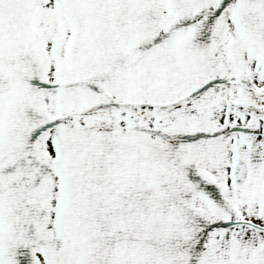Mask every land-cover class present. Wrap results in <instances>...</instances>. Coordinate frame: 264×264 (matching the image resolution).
<instances>
[{
  "label": "snow or ice",
  "instance_id": "snow-or-ice-1",
  "mask_svg": "<svg viewBox=\"0 0 264 264\" xmlns=\"http://www.w3.org/2000/svg\"><path fill=\"white\" fill-rule=\"evenodd\" d=\"M0 264H264V0H0Z\"/></svg>",
  "mask_w": 264,
  "mask_h": 264
}]
</instances>
